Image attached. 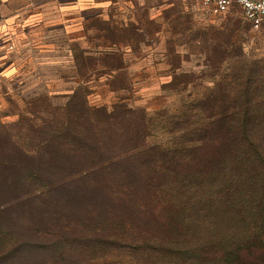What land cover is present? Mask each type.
I'll list each match as a JSON object with an SVG mask.
<instances>
[{
    "label": "rangeland",
    "instance_id": "rangeland-1",
    "mask_svg": "<svg viewBox=\"0 0 264 264\" xmlns=\"http://www.w3.org/2000/svg\"><path fill=\"white\" fill-rule=\"evenodd\" d=\"M4 21L0 162L14 175L0 192V264H76L53 240L79 235L68 230L86 217L78 207L122 178L114 168L85 172L95 160L91 145L78 147L85 99L96 109L118 101L144 108L148 145H167L173 137L162 112L223 109L190 101L247 75L264 87V27L253 28L238 6L215 15L201 0H22ZM130 117L116 121L111 141L95 130L97 155L112 158L141 142L124 131L134 120L143 131L141 115ZM28 165L37 173L34 198L22 175Z\"/></svg>",
    "mask_w": 264,
    "mask_h": 264
},
{
    "label": "trees",
    "instance_id": "trees-1",
    "mask_svg": "<svg viewBox=\"0 0 264 264\" xmlns=\"http://www.w3.org/2000/svg\"><path fill=\"white\" fill-rule=\"evenodd\" d=\"M226 85L231 90L190 101L223 102V109L188 104L161 113L173 137L167 145H148L152 118L144 108L118 101L96 109L85 99L78 147L91 145L95 159L85 172L114 168L124 174L118 184L94 190L91 205L78 207L86 217L68 230L78 228L79 235L55 238L52 247L64 243L76 264H264V87L251 75ZM130 116L134 121L124 131L134 139L141 134V142L112 158L104 150L97 155L95 130L111 141L116 121ZM23 176L34 198L37 173Z\"/></svg>",
    "mask_w": 264,
    "mask_h": 264
},
{
    "label": "built area",
    "instance_id": "built-area-1",
    "mask_svg": "<svg viewBox=\"0 0 264 264\" xmlns=\"http://www.w3.org/2000/svg\"><path fill=\"white\" fill-rule=\"evenodd\" d=\"M201 3L208 12L222 14L230 11L235 6L240 7L243 17L251 23L253 28L264 27V0H201ZM2 16L0 15V21ZM5 59L0 57V79L5 69Z\"/></svg>",
    "mask_w": 264,
    "mask_h": 264
},
{
    "label": "crops",
    "instance_id": "crops-1",
    "mask_svg": "<svg viewBox=\"0 0 264 264\" xmlns=\"http://www.w3.org/2000/svg\"><path fill=\"white\" fill-rule=\"evenodd\" d=\"M21 1L22 0H0V15L2 16V20L0 21V33H1V30H2L3 25L5 23V21H4L5 16L8 14L9 11L15 10L20 5ZM3 163H4L3 161L0 162V192L3 191L4 186H5V182H4V179H3V176L5 175L4 174V170H3V166H4ZM10 167H13L12 163H10ZM25 170H27V171L22 173V175H24V174L25 175H30L31 174V170H32L33 173L35 172L33 166H32V168L29 166L27 169L25 168ZM8 175L11 176V175H14V173H12V171L10 170ZM26 183H28V189L30 191L31 184H30V179L29 178L27 180H25V184Z\"/></svg>",
    "mask_w": 264,
    "mask_h": 264
}]
</instances>
